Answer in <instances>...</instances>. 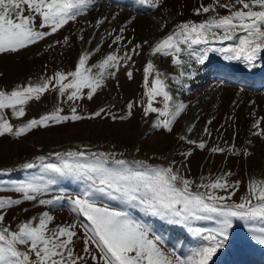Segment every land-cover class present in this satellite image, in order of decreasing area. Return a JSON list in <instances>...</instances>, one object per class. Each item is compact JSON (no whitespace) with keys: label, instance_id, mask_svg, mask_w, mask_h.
<instances>
[{"label":"snow or ice","instance_id":"6c2138e0","mask_svg":"<svg viewBox=\"0 0 264 264\" xmlns=\"http://www.w3.org/2000/svg\"><path fill=\"white\" fill-rule=\"evenodd\" d=\"M138 3L158 10L164 0H138ZM93 5L94 0H0V54H19L38 44L75 22ZM221 9L227 14H220ZM193 14L207 18L179 23L149 46L151 56L171 57V64L180 69L178 77L169 78L151 60L143 68V96L147 102L140 107L144 117L155 114L150 128L157 132L171 134L174 124L186 111L187 105L174 99L166 81L171 79L186 89L184 78L191 79L194 75L185 70L192 68L191 61L204 65L209 53L215 52L226 61H236L252 69L264 59V0H211L210 4L194 9ZM104 22L97 19L95 26ZM124 31V27L119 29L113 44L124 41ZM63 42L68 44V38ZM225 42L230 43L225 45ZM142 47L136 44L131 51L139 55ZM91 57V53L85 52L72 71H56L35 82L29 80L24 85H16L11 91L0 90V137L20 139L35 129L101 117L103 108L85 117L78 114L75 106L71 107L70 115L62 114L63 108L57 106L39 119H30L19 126H14L6 116L9 110L13 119L23 118L25 106L30 101H39L50 91L57 93L58 100L64 98L63 103L76 104L85 97L91 101L108 77L115 78L116 72L112 70L118 69L122 60L133 58L128 52L123 57L109 53L97 65L90 66ZM127 76L131 80L132 72L128 71ZM156 103L161 106L156 107ZM134 107L128 103V114L120 119L132 116ZM109 115L114 121L117 119L114 114ZM193 128L194 125L189 126L187 131L191 133ZM252 128L255 129L252 135L264 140L261 121L256 120ZM204 131L208 133L207 128ZM179 139L200 150L206 149L204 142L198 143L184 135ZM247 143L251 145L252 141ZM208 151L222 153L225 149L217 146ZM227 151L246 159L253 156L248 148L238 152L233 146ZM181 155L187 159L192 152ZM120 156L123 153L89 151L86 146H80L79 150L37 156L23 163L22 169L37 170L23 180H0V192L11 191L21 197L0 198V264H210L229 243L234 220L258 222L259 227H249L250 238L264 247V180L250 178L247 195L239 203H227L241 186L240 181L229 183L230 172L195 185L204 191H193L195 182L174 167L175 161L165 166L117 158ZM3 175L7 172L0 170V176ZM61 181L75 183L78 191L67 194L65 188L58 186ZM218 190L227 195H217ZM54 191L59 194H53ZM49 195V199L42 198ZM25 202L49 210L20 222L15 229L5 226L7 211ZM65 204L75 219L53 227L55 216L51 212L62 209ZM144 218L162 225L180 226L203 243L184 255L176 249H166L158 226ZM202 221H210L214 227L200 226L198 222ZM78 241L83 244L80 252L76 250Z\"/></svg>","mask_w":264,"mask_h":264},{"label":"rangeland","instance_id":"374dc122","mask_svg":"<svg viewBox=\"0 0 264 264\" xmlns=\"http://www.w3.org/2000/svg\"><path fill=\"white\" fill-rule=\"evenodd\" d=\"M210 3L211 0H167L158 10L141 12L144 7L136 0L130 5L117 0H94V5L86 14L78 17L75 22H70L58 33L46 37L19 54H0V72L3 73L0 77V90L5 91H11L16 85H24L29 80L35 82L39 78H46L56 71H72L79 56L85 52L92 54L90 66L97 65L109 53L123 57L124 53L128 52L133 57L131 61L122 60L121 66L112 70L116 72L115 78L108 77L105 80V86L98 90L91 101L85 97L76 104L63 103L64 98L58 100L57 93L50 91L45 93L39 101H30L25 106L26 115L19 120L13 119L11 112L6 110V116L14 126L26 123L30 119H39L41 115L51 112L57 106L63 108L64 115H70L73 106L77 107L79 115L85 117L101 108L105 109V112L101 117L85 119L75 124L35 129L20 139L7 135L0 137V170L7 172V175L0 176V180L19 181L37 171L21 168L23 163L34 160L37 156L48 157L50 153L79 150L80 146H86L89 151L123 153V156L117 158L126 160H145L150 164L165 166L175 161L174 167L181 169L182 175L195 182L193 191H204V189H197L195 185L207 183L230 172L232 175L228 177L229 183L240 181L241 186L235 190L232 200L227 203H239L247 195V183L250 178L264 180V140L252 135L255 131L252 124L256 120H260L261 128H264V85L258 88L259 84L256 86L244 84L239 80L230 79L227 72V74L220 72V75H215L216 72L212 70H221L219 67H212L210 68L212 70H209L191 61L192 68L187 71L194 72V75L191 79L186 77V81L183 82L187 85L186 89L181 88L171 79L166 81L174 99L187 105L186 111L174 124V131L171 134L152 130L150 125L156 118L155 114L144 117L143 109L140 107L147 102L143 96V68L149 60L169 78L178 77L180 72V69L171 64V57L151 56L149 46L174 30L179 23L189 20L200 22L206 19V16H196L193 13L194 9L201 4ZM219 11L222 15L227 14L223 9ZM172 14L174 18L159 27L158 34L147 37V34L157 27L158 21ZM88 15L89 19H87ZM94 15L102 18L105 16V22L96 31L94 30L85 48L82 46L81 37L93 29L95 20L98 19H95ZM108 25L113 26L114 31L107 41L100 45L99 50L95 51L100 35L102 33L105 35L103 31ZM121 27L125 29L123 32L125 39L120 45L113 44L112 41L115 35L120 34ZM65 37L68 38V44L63 42ZM129 40L132 41L131 44L127 43ZM144 41H148V44H144ZM136 44L143 45L142 49L138 50L139 55L131 51ZM215 55L220 58L218 53L213 52L210 58L217 62L220 59H217ZM182 59L189 58L182 57ZM233 62L227 61V63ZM205 63L206 66L210 62L206 60ZM93 71L97 69L93 68ZM128 71L133 74L131 80L127 76ZM130 102L135 105L132 109L133 114L121 120L120 117L127 116V105ZM155 106L161 105L156 103ZM109 113L114 114L117 119L114 121ZM209 121L211 123H208ZM192 125L194 128L189 133L187 129ZM184 128L186 131L181 133ZM205 128L208 129V133L204 131ZM181 135L198 143L204 142L206 149L200 150L194 145L181 141L179 139ZM248 141H252L251 145L247 143ZM217 146L225 151L222 153L208 151L211 147ZM233 146L238 152L248 148L253 152V156L246 159L242 155H232L227 150ZM137 148L139 151H136ZM187 151H191L192 155L185 159L181 153ZM51 161L54 162V157H51ZM58 186L65 188L67 194L78 191L77 185L71 181H61ZM53 194L59 193L54 191ZM216 194L227 195L220 190ZM0 198L19 199L21 197L20 194L4 191L0 192ZM42 198L49 199L51 196ZM25 208L28 209L27 212L24 211ZM48 210L38 205L33 207L31 202H25L7 211L5 226L15 229L20 222ZM51 214L55 216L53 227L72 223L75 219L69 212L67 204L62 209L52 211ZM144 219L158 226V233L164 237L166 249H176L179 254L184 255L189 249L203 243L180 226L162 225L151 218ZM198 224L209 228L214 227L210 221H202ZM250 226L259 227L260 224L234 220L230 229L229 243L218 251L213 261L222 260L225 257L222 261L225 260L229 264H241V261L246 259L250 264H254L251 258L255 257L259 261L256 264H264V247L251 240ZM80 235L82 236L83 233ZM82 248V241H78L76 250L80 252ZM248 252L250 257L245 255ZM226 256L230 261L226 260ZM213 261L210 264H213ZM243 264L248 263L244 261Z\"/></svg>","mask_w":264,"mask_h":264},{"label":"bare ground","instance_id":"6f19581e","mask_svg":"<svg viewBox=\"0 0 264 264\" xmlns=\"http://www.w3.org/2000/svg\"><path fill=\"white\" fill-rule=\"evenodd\" d=\"M165 2H167V0H164V3ZM98 16L94 15L95 19L96 18H98V19H104L105 18V16L103 18L102 17H98ZM89 18L90 17L88 15L87 19H89ZM173 18H174L173 14L172 15H166L165 18H163V19H161L160 21L157 22V27L153 29V32L151 31L149 34H147V37L150 36L151 34H153V35L158 34L159 27H161L163 24H166L167 22L169 23V21L172 20ZM95 24H96V20H95ZM95 24H94L93 29L91 30V32L90 33L86 32L85 36L83 37L82 46L85 47V48L88 46V44L90 42V39H91V37L93 35L94 30L96 31L97 28H99V27L95 26ZM113 31H114V27L113 26L108 25L106 27V29L103 31V32H105V35L103 33H102V35H100V39H99V42H98V44L96 46V50L95 51H97V49H99V47H101L107 41L108 37L110 36L109 33H112ZM225 43H228V42H225ZM213 46H220V45H213ZM211 53L212 52L209 53V57L207 59V61L210 62V63L208 65H206L209 69L212 68V67H219L221 70H224V72H227L229 75H232V76H234V77H236L238 79L240 77L242 79V77H243V79H246V80H249V81H254L256 79V80H259L262 83H264V59H262L261 61L258 62V65H259L258 67L249 69V68L245 67L243 64H241L239 62H236V61H234L233 63H227V61L224 60L223 57L220 54H219L220 58H218L215 55L217 59H220L219 61H217V62L212 61V59L210 58V54ZM213 53L215 54V52H213ZM185 70L187 71V68ZM184 81H186V77L184 78L183 82ZM185 131L186 130L184 128L181 133H184ZM222 260H220V259L214 260L213 264H229L227 261H225V260L222 261ZM244 261H246L248 264H250L247 259L246 260H242L241 264H243Z\"/></svg>","mask_w":264,"mask_h":264}]
</instances>
